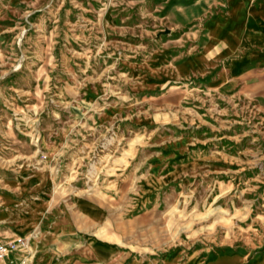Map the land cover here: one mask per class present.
Here are the masks:
<instances>
[{
    "label": "rangeland",
    "instance_id": "obj_1",
    "mask_svg": "<svg viewBox=\"0 0 264 264\" xmlns=\"http://www.w3.org/2000/svg\"><path fill=\"white\" fill-rule=\"evenodd\" d=\"M249 4L0 0V201L46 176L55 264H71L85 234L108 246L107 264H264V69L215 86L221 64L207 52L220 44L234 76L250 58L238 51L264 49L245 29ZM37 218L27 209L13 229ZM38 230L0 243L25 264Z\"/></svg>",
    "mask_w": 264,
    "mask_h": 264
},
{
    "label": "crops",
    "instance_id": "obj_2",
    "mask_svg": "<svg viewBox=\"0 0 264 264\" xmlns=\"http://www.w3.org/2000/svg\"><path fill=\"white\" fill-rule=\"evenodd\" d=\"M249 5L251 7L250 10L253 12V17L250 18V23H247L245 25V29L249 30L251 33H262V35L264 36V0H250ZM228 10L229 7L226 5L225 11L217 13L224 14ZM216 14L212 18L208 19L204 24L203 43L205 42V25L209 21L213 20L216 17ZM221 51L222 46H220V44H217V46L212 47L207 51L216 53L221 64V67L217 74V78L214 82L215 86H220L221 84H223L226 80V76H229V79H233L241 75L244 71L247 72L246 70L249 68H254L255 70L264 69V49H260L255 52V49L251 46L238 51L236 53L237 57H240L248 52L250 58H247L244 61V63L240 67L239 73L234 76L231 75L227 70L223 69L222 60L218 56ZM205 53L203 56L205 62L202 63L203 70L208 62V59L205 58ZM188 70L191 69H187L186 71ZM221 73L223 74L224 80L220 83H217L219 75ZM43 176L46 178L43 173L33 172L27 177H24L19 183L16 182L10 190L1 195L0 232H5L6 230H8L10 233L17 236H25L31 231H34V229H39V234L44 236L40 239L41 241L36 244L33 260H29L25 264H55V206L54 201H50V199L49 201H47L49 196L46 192L51 189V186L49 187V182L45 183L43 181ZM48 205H52L53 208L51 210H48ZM32 207L36 208V214L38 217L36 225L25 228V230L21 233L16 232L13 227H17V229L22 228L21 218L26 213V210ZM46 222H50V224L52 225V230L47 233L44 232L43 229V227L46 225ZM58 227L59 229H64L65 231H67V221L61 219L58 223ZM82 238H74V243L79 244L76 247L75 245H72V247H70L72 248L71 252L74 254L71 264H107L111 262L112 258L109 252V248L104 242L93 239L91 234L82 235ZM226 257L229 260L233 257L240 258L241 260L239 261V264H243L244 262L243 256L240 255H231ZM214 260L215 257L212 260L205 262L204 264H212ZM115 261V264H162V262L160 263L156 260H147L143 262V260L139 259L138 257L135 260H131L126 257H117ZM14 262L15 261H13L12 256L8 254L4 261H2V263L0 264H17V262ZM190 264L203 263L201 261H192L190 262Z\"/></svg>",
    "mask_w": 264,
    "mask_h": 264
},
{
    "label": "built area",
    "instance_id": "obj_3",
    "mask_svg": "<svg viewBox=\"0 0 264 264\" xmlns=\"http://www.w3.org/2000/svg\"><path fill=\"white\" fill-rule=\"evenodd\" d=\"M10 251V245L0 243V263L4 261V259L7 257Z\"/></svg>",
    "mask_w": 264,
    "mask_h": 264
}]
</instances>
